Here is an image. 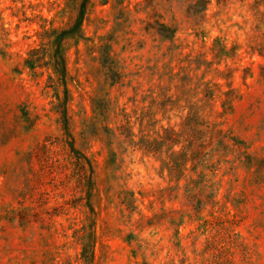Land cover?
<instances>
[{
  "label": "rangeland",
  "instance_id": "obj_1",
  "mask_svg": "<svg viewBox=\"0 0 264 264\" xmlns=\"http://www.w3.org/2000/svg\"><path fill=\"white\" fill-rule=\"evenodd\" d=\"M80 1L0 0V264H264V0H91L66 102Z\"/></svg>",
  "mask_w": 264,
  "mask_h": 264
},
{
  "label": "trees",
  "instance_id": "obj_2",
  "mask_svg": "<svg viewBox=\"0 0 264 264\" xmlns=\"http://www.w3.org/2000/svg\"><path fill=\"white\" fill-rule=\"evenodd\" d=\"M91 0H81L79 5V11L77 16V22L72 26V28L67 32H61L56 33L54 35V39L52 41L53 46V54L50 60V68L53 71V74L56 76L58 83L64 87L65 92V98L66 102L68 100V92L66 87V78H67V64L66 60L62 51V45L67 36H74L76 34H79L82 29L83 20L86 15L87 7L89 6ZM31 60V59H30ZM30 61H26V64L29 69L33 70L34 67L29 63ZM63 120H64V130L67 134H69V126H68V120H67V113H63ZM71 150L75 154H79L74 145H71Z\"/></svg>",
  "mask_w": 264,
  "mask_h": 264
}]
</instances>
